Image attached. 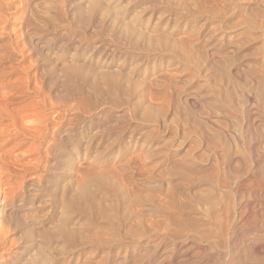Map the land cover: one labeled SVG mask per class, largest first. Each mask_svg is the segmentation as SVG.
<instances>
[{
    "label": "bare ground",
    "instance_id": "obj_1",
    "mask_svg": "<svg viewBox=\"0 0 264 264\" xmlns=\"http://www.w3.org/2000/svg\"><path fill=\"white\" fill-rule=\"evenodd\" d=\"M166 2H167L166 5L169 7V9L175 8L177 11H181V13H184L187 17H198V16L204 18L206 17L205 21H207L209 26L205 27L204 31L198 37L193 39H188L186 42H183V44H179L181 43V41L179 42L178 41L179 38H178L177 41L179 43L175 42V44L173 45H168L166 43V40L163 38L164 36L155 35L154 33L153 37L154 36L155 37L153 39H155L157 43H155V41L154 43L153 42L149 43L148 40L146 39L147 40L146 42H148V46L147 48H145L144 46L140 47L145 39L140 42L141 44L139 43L140 45L139 46L137 44V40L139 37H140L139 39H141V36H138L137 34L138 37H134L136 38V40L131 38L132 36L130 37V35H132L136 31L132 33L131 27H130L131 29L126 26L124 28V25L119 23V25H123V26L121 28L120 26L117 27L119 28L118 30L120 31V29L124 28L123 30L125 31V33L123 34V39L124 37L125 38L130 37L131 39L136 41V42H132V40L129 41L127 53H129V55L134 56L132 57L134 60H136L137 62L139 61L138 63H133V61L131 63H128L127 61H125L127 63V66H129L128 67L129 76L128 75H127L128 77L126 76L127 80L125 79L126 80L124 85L125 89L123 90V92L126 91L127 93L131 94L129 99L126 97L128 100H126L125 103L128 109L131 111L132 115L135 117V119L138 118V115L139 116L141 115L144 119L150 118L151 117L150 107L152 106L150 104L155 102H157L161 106L170 105V104L175 106L174 109L172 107L173 115H171L174 118L177 113L178 114L180 113L183 107H185V109L184 111H181L180 114L182 116L183 114L182 112H185L186 117H188L189 114H191L194 111L193 108L194 109L196 107L199 108L201 107L203 109L207 108L208 112L205 114L206 117L205 115H204L205 118L203 117L205 120L203 122L206 124L204 128H203L204 125L203 122L201 121L198 122V119L196 118L197 117L196 112H195L196 117L194 118L197 119V120L195 119L197 122L191 119L192 122L196 123L194 127H197V130L194 131H199L198 139L200 142H198V140L196 139L197 142L199 143L197 144L196 142V144L200 146L196 145L197 149L198 147H201L199 151L200 152L203 151V152H201L202 154L196 157H193L194 154H191L193 155L192 157L189 156L178 157L177 155H170V154L166 156L163 155L164 157L161 159L160 163L156 165V168L154 167V169H150V168L147 169L149 173L148 172L145 173L144 171L145 166L143 168V166L140 165V162H143V160H140V158L142 157L141 159H143L144 154L141 157L138 156L141 155L139 153L138 155L131 154L125 161L119 163L118 165L111 166L110 167L111 169L109 168L111 175L116 174V175H120L119 176L120 178L121 176L124 177L123 179H125L126 181V183L125 182L124 183L128 187V190L121 188L114 190L116 194H119L121 196L119 199H115L117 196L116 197L114 196L115 200L111 199L114 202L113 205L107 204L109 206V208L107 209H109L110 211L109 210L107 211L105 209L106 204H104L105 206L103 207L104 208L103 209L101 207V202L97 201L94 195L91 194V191H89L90 188L89 189L86 188V186L82 185L81 182L80 184L82 186L81 185H80L81 187L79 186L78 190L80 192L78 191V194L79 193L80 194L77 200L81 199V201L79 202H82V200L83 201L86 200L88 203L86 201L85 202L89 204V206L88 205L87 206L90 207L92 213L96 217H98L97 219L100 218V220L102 219L103 222L104 221L107 222V224L111 226L113 231H120V232L122 231V235L115 236L117 237L116 239H117L118 247L117 250L115 251V254L112 259L113 261L111 262V264H264V52L263 53L258 52L256 54V59L254 63H250V64L248 62L245 64L241 63L243 61V58L241 59L239 55L240 50L243 49L244 46H245L244 48L246 49L248 44L252 45L251 42L254 41V38L250 39L251 37H249V39H246L247 37L243 38V36H241L242 35L241 31H240L241 33L238 34L235 32L236 26L242 23L241 17H240L241 20H239L241 21L240 23H236V21L234 20L236 24L233 22L234 25L228 26L226 23L227 21L226 15L228 9L227 10L223 9L219 11L218 9L220 8V4L218 5L219 8L216 6L218 8L216 9L213 6L214 5L213 2L212 4H208L209 3L208 0H198L197 2L198 4L192 3L191 5L186 4L189 1L186 2L185 0H166ZM19 3L20 0H0V264H31L33 260L32 259L33 253H35L36 255V252H38L37 247L40 249L39 243H41L42 241L45 242L47 238L46 235H44L45 232L42 234L41 233L36 234V231L40 230L41 225L39 224L40 225L39 226L38 224L32 222L31 220L32 217H30L31 218L30 219L28 215L27 218L25 216L26 214L25 215L23 214V211L25 210L27 211V209L34 207L33 201H35V199L33 198H32L33 200L27 199L23 196L20 199L16 198L17 196L16 189H21L20 188L21 183L18 184L17 181L18 180L23 181V179H25V177L30 172L32 173L35 171L36 167H34L33 164L35 165L37 162L36 160L38 159L37 158L36 160H34L32 157V159L34 160L32 161V159L25 158V156L27 155H24L26 151L23 150L24 149L23 147H26L25 146L26 144H29L31 146L28 147L27 145V147L31 149V150L28 149V152L30 151L29 155L32 154L31 151L33 152V154H35V152H38L39 144L37 145V143H42L44 141L46 142V140H48L47 131L49 129L47 127L49 119L48 117L46 118L45 115H43L44 107H45L44 102L46 100L43 98L45 100L44 101L41 97L45 95L47 96V94L50 92L48 90L47 94L45 93V95H43L44 92L46 91L43 88L42 89L44 90V92L42 90L43 93L42 94L40 92L41 90L37 88V86H34L35 89H33V87L32 88L30 87L32 80L31 78L33 76L31 73H29L30 72L29 67H31L33 63L31 61L32 64H30L29 67L27 66V63H30V61L27 60L26 57L27 55H25L26 51L28 50L27 45L30 44V46H32L30 47L32 56L35 55V58L38 56L41 58L43 63L46 62L45 63L46 65L45 66L43 65L47 72V74H45L47 76L46 84H48V87L51 89V91L52 90L54 91V89L56 88H61L67 93V90L71 87L72 79L73 78L77 79L79 76L82 77L81 72L78 69L70 68V66L66 67L68 66L66 64H65L66 66L63 65L65 66L64 68L61 69L60 67L58 69V70L61 69L60 72L61 78H59L60 77L59 74H58L59 77L56 76V72L52 63L55 60L54 58V60L52 61V56H54L52 53L54 50L53 42H50V40L47 38H41V37L40 39H37L38 38L37 37L33 42L32 40L33 38L30 37V35L28 36L30 37V41L28 42L27 41L28 38L26 39L25 35L23 37L21 36L24 32H22V30L21 32L19 31L20 30L19 24L22 25L23 28V24H22L23 22L20 23L21 16H19V14L22 12L21 9L23 8L24 4H19ZM236 6L237 5L235 4V8ZM77 8L75 7L74 10L75 9L77 10ZM89 8H90V14H88L89 16L87 17V19L91 21L92 20L91 18L93 17L92 14H94L95 16L96 13L95 11L98 10L99 4L93 3L91 6H89ZM238 8L236 9L238 10ZM240 9L241 8H239V11ZM117 10L116 12H118ZM107 11L111 12L110 9ZM107 11H104L106 14L105 13L103 14L108 15L107 17L109 18L110 14H107L108 13ZM232 11L229 10L228 12H232ZM249 11L250 13L248 14ZM76 12L78 13V10ZM81 15H79V18L82 17ZM241 16L243 17V24L250 25L253 30L257 28H258L257 30L262 29V25L264 24L262 23L264 22V0L262 1L253 0L252 4H249L247 7H245L243 12L241 13ZM110 18H112V16ZM258 18L262 22L257 20ZM102 20L104 22V19ZM114 21L111 22L114 23ZM215 22L219 23L218 27L214 25ZM259 22L260 24H258ZM113 25H115V23ZM130 25L132 24H129V26ZM108 27H110V25H108ZM133 30H135L134 26H133ZM111 31H113V29ZM123 32L121 30L119 34L121 33L122 35ZM195 32L197 33V31ZM121 35H119V37H121ZM185 38L182 37V39ZM260 38L263 39V37ZM170 39L168 38V40ZM171 40L172 42L174 41L173 38ZM256 41L258 42L260 40L257 39ZM125 42H127V40ZM172 42L169 41L170 44ZM39 44H41L42 47H40L41 49L39 48L38 50ZM150 44H154V45H150ZM144 45L146 46L147 44L144 43ZM32 52L34 55L32 54ZM249 56H255V52L252 51V54H249L248 57ZM35 58H33V60ZM163 60L164 61L171 60V62H169L165 66L164 65L160 66L161 68H163V70L160 69L156 70L155 67H152L151 69L149 68L147 70L148 66L151 67V65H154L156 63L163 64L164 63L162 62ZM42 61L40 63L41 65L43 64ZM38 62H40V60ZM57 62H59V60ZM123 63L124 61H122V64ZM36 64L38 63L36 62ZM55 68L58 67L56 66ZM115 70L116 69H114L113 73H115ZM143 70L144 72L140 75L141 78L133 82L134 78L132 79V77L135 75L138 76V72ZM105 73L107 72L104 71L103 74ZM30 74L32 77H30ZM45 75L44 77H46ZM42 76L43 75H41V77ZM34 77L36 81V73ZM57 77L61 80H59ZM121 77L120 76L113 77L112 75H109L107 73L103 75L102 79L104 80L105 85L106 84L111 85L114 89H117L118 85H120L118 83ZM126 77H122V81H124L123 79ZM194 78L196 80L202 78L201 80L204 81V84L206 82L207 86L199 85L197 84L198 82L194 83L193 82ZM83 79L84 78H82L81 81H83ZM87 80H89V78ZM92 82L90 83L92 84ZM91 84H89V86H91ZM98 84L96 85V89L99 88ZM41 87L43 86L41 85ZM96 89L94 88V90ZM39 93L42 94L40 98L44 102L39 101L37 99ZM50 96L52 97V101H53V96L52 95ZM79 96L81 97V95ZM47 98H49V95ZM49 100H47V103L50 102ZM53 103H51L49 106L52 107ZM113 103L114 102H112V104ZM147 103H150L149 107ZM182 103L185 104V106H180L182 105ZM188 105L192 106L193 111L191 113H189L188 108L190 107H188ZM116 106L117 105H115V107ZM123 106L125 107V105ZM202 111L200 114H202ZM124 113L127 114L126 112ZM47 115L50 116L49 114ZM157 118L158 117H156V119ZM183 118L186 119L184 116L179 119L183 120ZM145 121H147L146 125H149L148 123L150 122V120L149 122L148 120ZM177 121L175 122L177 123ZM158 124L160 125V123ZM158 124L156 125L158 126ZM177 124L179 125V123ZM180 124H184V123H182L181 121ZM207 124L211 127H208ZM162 125L160 127L165 126V124L163 126ZM143 127L141 129H144ZM184 127H186V125H184ZM145 128H147V126ZM192 133L194 134V132ZM196 137L198 136L196 135ZM186 141L187 140H185V142ZM61 142L62 143L60 144V151L59 154L56 156V158L58 161L62 162L63 160L62 158H64V161L66 159L65 157L67 155L66 154L67 142L66 144L65 142L63 143V141ZM52 144H54V142ZM179 146L181 147V145ZM28 152L26 154H28ZM168 153L166 152V154ZM22 154L24 155V158L21 157L23 156ZM201 155L203 158L204 155H206L207 158L202 159ZM146 157L149 159L150 156H144V158ZM53 158L55 159L54 156ZM207 162L210 164L209 165L210 168L207 167L205 169L202 167V165L204 163L207 164ZM37 165L38 164H36V166ZM57 171L59 172V169ZM63 174H65L64 171ZM55 176L51 174L49 178H47L49 179V181L46 180L47 183L50 181H54L53 179ZM93 176L97 177L96 175ZM112 177L113 176H111V179L110 177H107V179L110 180L109 184L113 188L114 180H112ZM90 179H91L90 181H92L93 178ZM95 181L96 179L93 182ZM174 185L176 187L177 186L182 187L185 191L183 190L184 194L182 195L183 193L182 189H181L182 193H180L177 190L180 194H178L177 191L174 192L175 189H171L169 192H167L168 200L166 201V203L163 201L164 200L163 198L162 201L166 204V206L163 208L167 209L166 212L170 213L169 214L170 216L169 215H167L168 217L162 216L164 217L162 218L159 215L162 221H160L159 223H156L155 221L156 224L153 225L152 224L153 220L147 221L149 213L147 214V218L143 214L145 218L144 217L142 218L144 219V221L146 220V223L152 222L150 225L149 224L147 225L148 227H150L149 231L150 232L152 231V233L153 231H155V233L153 234L154 237L152 235L153 239L150 242L153 244L154 242L156 243L155 245L152 246L151 244H149L150 242L147 243L148 240L143 241L145 240L142 236L144 233L140 235V233L136 232L138 230H136L135 228L134 229L136 231L132 232L128 224L131 225L135 223L134 225H138L139 223H142V221L139 222L140 220H138L139 223L136 224L137 223L136 219L139 218L138 216L139 212L137 213L134 211L136 209L135 207L137 203L139 202V197L144 195L143 197L149 198L151 196L150 194L158 193V192L159 194L162 193L161 195H163V191L164 190L167 191V189L170 188V187L167 188L166 186L174 187ZM87 186H89V184ZM47 187L49 188V186ZM47 187L44 188L45 190L42 194L43 196L49 198L51 196V193L46 191ZM164 187H166V189L162 190ZM109 192L111 193L112 190L111 189L107 190V195L110 194ZM31 196H33V194ZM38 196L42 198L41 195ZM105 197H109V196H105ZM156 198H157L156 199L157 202L159 198L158 197ZM150 199L152 200V198ZM250 200L255 202L254 206L251 205ZM46 201H48L49 203V200ZM77 203L78 202L76 201L73 204H76L75 206L78 209H81L83 206L82 204H84V202H82V204L81 203L77 204ZM145 203L146 201L144 202V205H146ZM153 203L151 204V206H153ZM159 204L162 203H158V205ZM5 206L9 208H6ZM64 206L65 205L63 204L62 207L64 208ZM161 207L162 206H160V208ZM133 208H134L133 210L134 213L132 211ZM120 209L122 211V214L121 213L119 214ZM137 209L140 211L139 207H137ZM84 211L86 212L87 210L84 209ZM88 211H90V209ZM135 213L138 215H136ZM118 214L126 216V218H124V220L121 219L120 221L119 220L120 217H118ZM144 224L145 223L143 222V225ZM147 226L144 225V227ZM239 226L241 228L244 227V229H247V232H244V234L243 233L240 234L239 231L238 232L235 231ZM134 229L132 230L134 231ZM261 229L263 234H259ZM142 230H144V228H142ZM60 231H61L60 232L61 236H65L67 240H71L72 237L74 236L73 234L68 235L67 233H65L64 227H61ZM147 234L145 235V237L147 236ZM94 237L95 236H93V238ZM79 238L81 237L79 236ZM85 238L87 237H84L83 239ZM99 239L102 240V238H98V237L95 239V241L98 244H99ZM106 240H108V238ZM171 240H175V242L173 241L175 245L173 247L171 246L172 248H170L169 245H168L169 247H166V244H169L166 241L170 242ZM78 241H80V239ZM85 241L88 242L87 239ZM72 242H76V241H72ZM187 243L189 245L190 244L195 245L194 250H197L198 253L194 252V254H190L187 253L185 250L184 253V251L182 252L180 251V249H178V247H176V244H179L180 246L183 247ZM89 244L87 243V245ZM189 245H185V246H187L188 248ZM39 251H41V249ZM35 255L33 257H37L39 259L42 257L41 255H43V253H41L40 255L41 257H38L39 255L37 256ZM64 255L66 256L64 257L67 259V262L65 264H92L89 261V259H87L90 258V256L88 255H87L88 257L85 256V258L82 255L80 257H73L72 253H66V254L64 253ZM206 255H209V257ZM107 258L105 257V259ZM38 259H35L33 261H37ZM38 261L41 260L39 259ZM96 264L99 263L97 262Z\"/></svg>",
    "mask_w": 264,
    "mask_h": 264
},
{
    "label": "rangeland",
    "instance_id": "obj_2",
    "mask_svg": "<svg viewBox=\"0 0 264 264\" xmlns=\"http://www.w3.org/2000/svg\"><path fill=\"white\" fill-rule=\"evenodd\" d=\"M185 1L186 2L189 1L188 3H186L189 5H191L192 3L198 4L197 3L198 0H191V1L185 0ZM208 1H209L208 4H212V2H213V4H214L213 6L216 9L219 8L218 5L220 4V8L218 9L219 11H221L223 9H226V10L228 9L227 15H226L227 21L225 19L228 26L234 25L233 24L234 20L236 21V23H240L242 21L241 24H239V25L237 24L238 26L235 25L236 26L235 32L237 34L242 32L241 36H243V38L247 37L246 39H249V37H251L250 39L254 38V41L251 42L252 45L248 44V46H247L248 48L246 47V49H245L244 48L245 46H244L243 49L240 50L239 55H240L241 59L243 58V61L242 62L240 61V62L243 64H245L247 62L249 64L254 63V61L256 59V54L258 52H262V53L264 52V29H263L264 24L262 25V29L257 30L258 29L257 28L255 30H253L250 25L243 24V17L241 16V13L245 9V7H247L249 4H252L253 0H247V2H246V0H208ZM258 1H262V0H258ZM93 3L99 4L98 10L99 9L100 10L95 11L96 12L95 16H94V14H92L93 17L91 18L92 20L90 21L89 19H87V17L89 16L88 14H90V8L91 7L89 8V6H91ZM166 3H167L166 0H118V2H117V0H105V1L104 0H20L19 4L27 5V6L23 5V8L21 9L22 12L19 14V16H21L20 17V19H21L20 23L23 22L22 23L23 28H22V25L19 24V26L21 27V28L19 27V29H20L19 31L21 32V30H22V32H24L23 34L20 33V34H22L21 36L23 37L25 35V38L26 39L28 38L27 39L28 42L30 41V37L33 38L32 39L33 42L35 41V39L37 37H38L37 39H40V37L41 38H47L50 40V42H53L54 50L52 53L55 57L52 56V61L54 60V58L56 61L54 60L55 63L54 62H52V63H53V66H54V69L56 72V76L59 77V75H60L59 78H61V73H60L61 69L64 68L66 65H68L66 67L70 66V68L78 69L82 75V77L79 76L77 79L76 78L72 79L71 87L67 90V93L61 88H56V89H54V91L53 90L51 91V89L48 87V84H46L47 76L45 74H47V72H46L45 67H44L46 65L45 64L46 62L43 63L41 58L37 56L40 60V62H38L39 60L37 57L35 58V55L33 54V52H32V54L34 56L31 55L30 47H32V46H30V44L28 43L29 44V45H27L28 50L26 51L25 55H27L26 56L27 60H29L30 63H27V66L29 67L30 64L33 63V65H31L32 68L29 67L30 68L29 73H31L33 76L32 77L30 74V77H32L31 78L32 80L30 79L31 80V86L30 87L31 88L33 87V89H35L34 86H37V88H39L41 90L40 91L41 93H42L43 89L46 90L45 92L43 90V92H44V94L42 93L43 95H45V93L47 94L48 90L50 92L47 94V96L45 95L43 97H41L42 94L39 93L38 98H37L39 101H42V102H44L46 100L45 101L46 103L44 102V104H45L44 106L45 107L47 106V107L46 108L44 107L43 115H45V117L46 118L48 117V119H49V122L47 124V127L49 128L47 131V137H48V140H46L47 143L45 141L42 142L43 144L37 143V145L39 144V147H40V148L38 147L39 151L37 150L38 152H35V154H33V152L31 151V153H32L31 155H29L30 151L28 152V149L31 150L30 148H28L30 145L26 144L25 145L26 147H23L24 148L23 150L26 151L24 155H27V156H25V158L32 159V157H33L34 160H36L38 158L36 160L37 161L36 164H38V165L36 166V164L35 165L33 164V166L36 167V169L34 171L36 174L34 172H32V173L30 172L25 177V179H23V181L22 180L17 181L18 184L21 183V185H20L21 189H16L17 192L15 191L16 195H17L16 196L17 199H20L22 196L27 198V199H32V198L35 199V201H33L34 207L27 209V211L26 210L23 211V214L24 215L26 214L25 216L27 218H28V216H29V218L32 217V219L30 218L32 220V222H34L38 225L39 224L41 225V226L39 225L40 230H37L36 234H38V233L42 234L45 232L44 235H46V237H47L45 242L42 241L41 243H39V247H40L41 251L42 250L43 251L42 252L39 251L40 249L37 247L38 250L37 249L36 250L38 252H36V255H35V253L32 252L33 256L34 255L35 256L39 255L38 257L42 256L41 258H39L42 262L38 261L39 259L37 257L32 256L33 260H35V259H38V260L37 261L32 260L31 264H36V263L37 264L38 263L39 264H41V263L42 264H63L64 263L65 264L67 262V259L65 258L66 256L64 255V253L65 254L66 253H72L73 257H80L82 255L85 258V256L86 257L90 256V258H87V259H89V261L92 264H96L97 262L99 264L100 263L101 264H109V263L111 264V262L113 261L112 259H113V256L115 254V251L117 250V247H118L117 246L118 245L117 239H116L117 237H115V236L122 235V231L121 232L120 231H113V229L111 228V226H109L107 224V222H105V221L103 222L102 219H101L102 220L101 221L100 218L97 219L98 217H96L92 213V210L90 207H88L89 204H87L88 202L86 200L85 201L87 203L82 200V202H84V204H82V202H79V201H81V199L77 200V198H79V194H80V193L78 194L79 186L82 184V185H85L86 188H88V189L90 188L89 191H91V194L94 195V197L96 198L97 201L101 202V207L103 208L105 206L104 204H106L105 209L108 211L109 210V209H107V208H109L108 205L114 204V202L112 200L119 199L121 196L119 194H116L114 190L120 189V188L128 190V187L125 184L126 181H125V179H123L124 177L121 176V178H120L119 177L120 175H116L113 173H112L113 175L110 174V169H111L110 167L111 166L118 165L119 163L125 161L131 154H134V155L137 154L138 155V153H139V154H141V155H138L140 157L143 154H144V156H150L149 159L147 157H146L147 159L144 158V156H143V159H141L142 157L140 158V160H143V162H140V165L143 166V168L145 166L146 169L144 168V171H145V173H147L148 172L147 169H149V168L154 169V167L156 168V165L158 163H160L161 159L164 157L163 155L166 156V155L170 154V155H177L178 157H186V156L192 157L193 155H191V154H194L193 157H196V156H199L200 154H202L201 152H203V151H201V152L199 151L201 149V147H198V149H197V146H200V145H197V144H199L198 142H200L198 139L199 138V135H198L199 131H194V130H197V127H194V125H196V123L192 122L191 119H193V121H196L198 119V122L205 121L204 120V118L206 117L205 114L208 112L207 108L203 109L201 107L200 108L196 107L195 109L193 108V110H194L193 111L192 106L188 105V107L191 108V110H190V108L187 107L189 110V113H191L193 111L191 114H189L188 117L185 116L186 115L185 112H182L183 114L181 116V114H180L181 111H184V109H185V107H183V109H181V111L179 110L180 113L179 114L177 113L175 115V118H174L171 115H173L172 113H173V109L175 106H173L171 104H170L171 106L170 105H162L161 106L157 102L152 103V104L147 103L148 107L150 105H152L150 107L151 117L148 119H144L141 115L140 116L138 115V118L136 117L137 119H135V117L132 115L131 111L128 109V107L126 106V103H125L126 100H128L131 96V94L127 93L126 91L123 92V90L125 89L124 88L125 82L127 80V77L129 76V71H128L129 66H127V63L125 61H127L128 63H131L132 61H133V63L139 62V61L137 62L136 60H134L132 58L134 56L129 55V53H127L130 40H132V42H136L133 40V39L136 40V38H134V37L141 36V39H139L140 37L138 38L137 44L139 45V43L145 39L142 42V44L140 43L141 46L140 45L139 46L140 47L144 46L145 48H147L148 42L154 43V41H155V43H157V41L155 39H153L155 37V36L153 37V35L155 33V35L164 36L163 38L166 40V43L168 45H173V44H175V42L179 43L180 41H181V43H179V44H183V42H186L188 39H193V38L198 37L204 31L205 27L209 26L207 21H205L206 17L205 18L201 17V16L187 17L184 13H181V11H177L175 8L169 9V7L166 5ZM235 4L239 8H241L240 11H239V8L237 6H236V8H238V10L235 8ZM221 6H222V8H221ZM75 7L76 8L78 7L77 8L78 13L76 12L77 11L76 9H75L76 11L74 10ZM79 9H80V11H79ZM109 9L111 12L107 11ZM116 10L118 12H116ZM229 10L230 11L233 10L234 12L233 11L228 12ZM104 11H107L108 12L107 14H110V15L112 13V15H111L112 18L115 17L117 19H115V18L112 19V18H110L111 16L109 15V18L111 19L110 20L107 17L108 15H105L106 13ZM164 11H166V12H164ZM103 13H105V14H103ZM166 13H168V14H166ZM249 13H250V11L248 12V14ZM78 14L79 15L83 14V15H81L82 17L79 18ZM183 15H185V16H183ZM105 16H106V18H105ZM231 17H232V20H231ZM240 17L242 18V20L240 19ZM51 18L53 19V21ZM107 18L110 22L117 20V21H114L115 25H113L114 23H112V22L110 23L107 20ZM187 18H189V19H187ZM102 19H104V22ZM160 19H161V21H160ZM239 20H241V21H239ZM257 20L262 22L259 18ZM231 22H232V24H231ZM260 22L258 24H260ZM105 23H108V24H105ZM119 23L123 24L124 28H125V26L129 27V28L131 27L132 29L131 28L130 29L132 30L131 31L132 33L134 31H136L132 35H130V37L132 36L131 38H133V39H131L130 37H129L130 39L125 38V37L123 39V34L125 33V31L123 30L124 28L120 29V31L118 30L119 28H117V27L120 26V28H121L123 26V25H119ZM262 23H264V22H262ZM129 24H132V25L129 26ZM108 25H110V27H108ZM214 25L216 27H218L219 23L215 22ZM133 26H134L135 30H133ZM152 26H154V27H152ZM237 27H239V28H237ZM150 28L152 29V31ZM189 28H191V29H189ZM112 29H113V31L114 30L115 31L114 32L111 31ZM143 29L144 30L146 29V30L144 31ZM121 30H122V32L124 31L122 33V35H121V33L119 34V32H121ZM194 30L197 31V33ZM34 33H36V34H34ZM147 33H148V36H147ZM40 34H42V35H40ZM137 34H138V36H137ZM29 35H30V37H28ZM119 35H121V37H119ZM186 35H187V37H186ZM165 36H167V37H165ZM190 36H191V38H190ZM146 37H148L149 39ZM150 37H152V38H150ZM182 37L183 38L186 37L185 38L186 40L182 39ZM260 37H263V39ZM168 38L169 39L173 38L174 41L172 42V40L171 39L168 40ZM146 39L148 40V42H146L147 41ZM150 39L153 41H151ZM177 39L179 42L177 41ZM255 39L260 40V41H258L259 43ZM124 40L125 41L127 40L128 43L125 42ZM183 40H185V41H183ZM169 41L172 43L170 44ZM144 43H146L147 45L145 46ZM39 45H38V50L40 47H42L41 44H39ZM150 45H154V44H150ZM253 48L255 51L253 50ZM251 50L253 52H255V56H249L248 57L249 54H252ZM27 52H28V54H27ZM245 53H246V56H245ZM29 57H30V59H29ZM33 58H35V59L33 60ZM58 60H59V62H57ZM31 61H32V63H31ZM41 61L43 63L42 65L40 64ZM122 61H124L123 64H122ZM36 62L40 66L38 64H36ZM162 62H164L165 64L164 63L163 64L156 63L154 65H151V67L148 66L147 70L149 68L151 69L152 67H155L156 70H158V69L163 70V68H161L160 66L161 65L165 66L166 64L171 62V60L170 61L169 60H165V61L163 60ZM52 63H51V65H52ZM57 63H59V64H57ZM63 65H65V66H63ZM56 66L58 68H55ZM60 67H61V69L58 70ZM34 69H35V71H34ZM114 69H116L115 73H113ZM40 70L42 73L40 72ZM104 71L107 72L109 75H112L113 77L114 76L126 77L127 75L128 76L123 79L124 81H122V77H121L120 81H122V82L119 81V83H118V84H120V85H118V87L119 86H121V87H119V88L117 87V89H114L111 85H107V84L105 85L104 84V80L102 79V77H103V75L107 74V73L103 74ZM109 72H112V73H109ZM143 72H144V70L138 72V76L137 75L133 76L132 77V79L134 78L133 82L136 81L137 79H140L141 78L140 75ZM33 73H34V75H33ZM35 73H36V81L34 79ZM40 73H41V75H43L42 77H41ZM44 75L46 77H44ZM85 75H86V77H85ZM91 76H93V77H91ZM87 77L89 78V80H87L88 79ZM82 78H84L88 82V84L84 79H83V81H81ZM33 79H34V81H33ZM38 79L40 81V84H39ZM90 79H92V80H90ZM201 79L196 80L194 78L193 82L194 83L198 82L197 84H199V85L207 86L206 82L204 84V81ZM59 80H61V79H59ZM92 81L95 83H93ZM34 82L35 83L37 82L36 85ZM41 82H42V84H41ZM90 82H92V84ZM44 84H46L47 86ZM89 84H91L92 87L89 86ZM97 84L99 85L98 89H96ZM41 85L43 87H41ZM126 85H127V83H126ZM85 86H87V87H85ZM111 87L113 88V90ZM47 88H49V89H47ZM94 88L96 90H94ZM48 95H49L50 100H49V98H47ZM50 95L53 96V101H52V97ZM79 95H81L82 98ZM40 97L42 99L44 98L45 100L43 99L44 100L43 101ZM85 98H87V99H85ZM47 100H49L50 102L47 103ZM122 101H124V102H122ZM85 102H86V104H85ZM112 102H114L115 104L114 103L112 104ZM116 102H117V104H116ZM51 103H53L52 105L54 107L49 106ZM121 103H123V104H121ZM115 105H117L118 107L117 106L115 107ZM123 105H125V107ZM158 106H160V107H158ZM180 106H185V104L182 103V105H180ZM172 107H173V109H172ZM51 110H54V111H51ZM120 110H122V111H120ZM49 111L51 113L52 112H54V113H52V115H51V113ZM123 111L126 112L127 114H125ZM201 111H202V114H200ZM195 112L197 113V117H196ZM46 113L49 114L50 116H48ZM129 113H130V115H129ZM119 115H121V116H119ZM201 115H203V116H201ZM204 115H205V117H204ZM176 116H179V117H176ZM183 116L188 121L184 118H183L184 121L179 119V118H182ZM156 117H158V118L156 119ZM194 117H196L197 119ZM50 118H51L52 124H51ZM48 119H47V121H48ZM158 119L160 120V122ZM169 119H171V120H169ZM145 120H148V122L150 120V122L148 123L149 125H146L147 121H145ZM157 120H158V122H157ZM175 121H177V123H179V125ZM181 121L184 124H180ZM185 121L188 125L185 123ZM158 123H160V125ZM156 124H158V126ZM162 124L163 125L165 124V126L160 127ZM203 124H204L203 125V128H204L206 124L204 122H203ZM184 125H186V127H184ZM146 126H147V128H145ZM207 126L211 127L208 124H207ZM135 127H137V128H135ZM142 127L144 129H141ZM166 128H168V129H166ZM138 129H140V130H138ZM156 130H157V132H156ZM192 132H194V134ZM196 135L198 137H196ZM196 139L198 140V142ZM60 140L63 141V143L65 142V144L67 142V149H66L67 155L65 157L66 158L65 161H64V158H62L63 159L62 162L58 161L56 158V156L59 154V151H60V144L62 143ZM185 140H187V141L185 142ZM194 140H196V141H194ZM53 142H54V144H52ZM196 142H197V144H196ZM27 145H28V147H27ZM179 145H181V147ZM193 145H194V147H193ZM57 148H59V149H57ZM25 149H27V150H25ZM194 150H195V152H194ZM20 152H22V151H20ZM27 152H28V154H26ZM163 152H165V153H163ZM166 152L167 153L169 152V153L166 154ZM190 152H192V153H190ZM45 153H46V155H45ZM24 155L21 157L24 158ZM53 156L55 157V159L53 158ZM201 158L204 159L207 157H206V155H204V158H203L201 155ZM33 159H32V161H34ZM138 164H139V162H138ZM209 165L210 164L207 162V164L204 163L202 165V167L206 169L207 167H209ZM52 166H54V167H52ZM148 166H150V167H148ZM58 169H59V172L57 171ZM48 171H51V172H48ZM63 171L65 174H63ZM75 171H77V172H75ZM51 174L54 176L56 175L53 179L54 181H50L47 183V181H49V179H47V178H49V176ZM93 175H96L97 177H95ZM106 175H108V176H106ZM110 175L113 176L112 180H114L113 188L109 184L110 180L107 179V177H110V179H111ZM99 176H101V177H99ZM90 178H93L92 181H90L91 180ZM94 178L96 179L95 182H93L95 180ZM99 179H100V181H99ZM102 180H104V181H102ZM53 182H54V184H53ZM80 182H81V184H80ZM85 182H88V183H85ZM48 184H50V185H48ZM88 184H89V186H87ZM152 184H154V183H152ZM47 186H49V188ZM46 187H47L46 191L51 193V196L49 198L43 196V194H42L45 190L44 188H46ZM51 187H52V189H51ZM166 187L167 188L170 187V188H168L166 191V190H164V189H166ZM166 187H164L162 189L165 191V192L163 191V195H161L162 193L159 194V192H158V193H152L153 196H152V194H150L152 197L151 196L149 197V195H148L149 198L143 197L144 195L139 197V202L137 203V205L136 204H134V205H136V207H135L136 209H137V207H139L140 211L138 209H137V211H136V209L134 210V208L132 209V211L134 210L137 213L139 212L138 213L139 215L136 213L135 214L138 215L139 218H141V219H139V218L136 219V222H137L136 224H138L141 221H142V223H139L138 225H134L135 223L131 224L133 226L128 224V226L130 227V230L132 232H135L136 230H138L139 232L138 231H136V232L140 233V235H142V233H144L142 236L145 240H143V241L148 240L147 243L153 239V237H154L153 234L155 233V231H153V233H152V231L151 232L149 231L150 227H148L147 225L148 224L150 225L152 222L146 223V220L144 221V219L142 217L145 218V216H146V218H147V214L149 213L147 221L153 220V223H152L153 225H155L156 223H159L160 221H162L161 220L162 216L168 217L167 215L170 214V213L166 212L167 209L163 208L166 206L165 203L168 200L167 192H169L171 189H175L174 192H176L178 190L180 193H182V191L184 190L182 187H179V186L176 187L175 185H174V187H172V186H166ZM110 189L112 190L111 193L109 192L111 195L110 194L107 195V190H110ZM181 189H182V191H181ZM19 190H21V191H19ZM102 190L104 191V194H103ZM178 191H177V193L180 194ZM184 191H183L182 195L184 194ZM32 194L34 197L31 196ZM27 195L30 197H28ZM38 195H41L42 198L39 197ZM105 196H109V197H105ZM114 196L115 197L117 196V197L115 198ZM160 196H161V198H160ZM156 197L159 198L157 200V202H156V199H157ZM39 198H41V199H39ZM150 198H152V200ZM163 198H164V200H163ZM46 200H49V203ZM107 200H109V201H107ZM76 201L83 205L81 209H78L75 206L76 204H73ZM145 201H146V203H145L146 205H144ZM151 201L156 202L157 204L153 203ZM28 202H30V201H28ZM102 202H104V203H102ZM250 202H251V205L254 206L255 202L252 200H250ZM38 203H39V205H38ZM147 203H148V205H147ZM152 203H153V206H151ZM158 203H162V204L158 205ZM63 204L65 205L64 208L62 207ZM81 204H79V205H81ZM154 204H156V205H154ZM146 206H147V208H146ZM156 206H158V207H156ZM160 206H162V207L160 208ZM6 208H9V207H6ZM83 208L86 209L87 211L85 212ZM89 209H90V211H88ZM142 209L143 210L145 209L144 212ZM120 211H121V209L119 210V214L120 213L122 214V211L121 212ZM134 211H133V213H134ZM83 212H85V213H83ZM119 214H118V217H120V219H119L120 221H121V219L124 220V218H126V216L119 215ZM152 215L153 216L155 215V216L153 217ZM159 215L161 217H159ZM153 218L154 219L157 218V219L154 220ZM162 218H164V217H162ZM138 220H140V221L138 222ZM157 220H159V221H157ZM155 221H156V223H155ZM143 222L145 223L144 225L147 227H144ZM138 226H141V227H138ZM61 227H64V232L67 233L68 235L69 234L74 235L71 240H67L65 236H61V234H60V232H61L60 228ZM142 228H144V230H142ZM109 229H110V231H109ZM132 229H134V231ZM151 230H153V229H151ZM146 231H147V233L150 232L152 234H150V233L147 234ZM235 231H237V232L239 231L240 234H242V233L244 234V232H247V229H244V227L241 228L239 226L237 228V230H235ZM107 233H109L110 235ZM146 234H147V236L145 237ZM259 234H263L262 229L260 230ZM111 235H114V236H111ZM152 235H153V237H152ZM79 236L81 238H79ZM93 236H95V237L93 238ZM82 237L83 238L87 237V238L83 239ZM97 237L102 238V240L99 239V244L95 241V239ZM106 237L108 238V240H106L107 239ZM88 238L92 239V240L94 239V240L92 241V240H89ZM79 239H80V241H78ZM86 239L88 242L85 241ZM81 240L85 243H83ZM72 241H76V242H72ZM89 241H90V244H89ZM102 241L103 242L105 241V242L103 243ZM173 241L175 242V240H171L170 242L166 241L167 243H169V244H166V247L170 246V248H172L175 245V243ZM261 241H262V238H261ZM108 242H109V244H108ZM87 243L89 245H87ZM110 243H112V244H110ZM155 243L156 242H154V244L150 242L149 244H151L153 246V245H155ZM79 244H81V245H79ZM108 245H109V247H108ZM185 245H189V244L187 243ZM185 245L182 247L179 244H176V247H178V249H180V251H182V252L185 250L187 253H190V254H194V252L198 253L197 250H194L195 245L190 244L188 246V248L191 247L190 249H192V250L188 249L187 246H185ZM17 246H18V244H17ZM187 250H190V251H187ZM185 251H184V253H185ZM41 253H43V255H41ZM206 256L209 257V255H206ZM105 257L106 258L108 257V258L105 259Z\"/></svg>",
    "mask_w": 264,
    "mask_h": 264
}]
</instances>
